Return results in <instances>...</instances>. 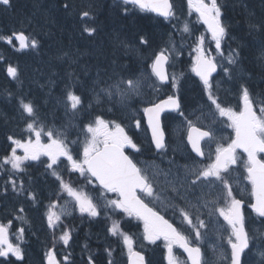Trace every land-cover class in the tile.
Instances as JSON below:
<instances>
[{"label":"snow or ice","instance_id":"6c2138e0","mask_svg":"<svg viewBox=\"0 0 264 264\" xmlns=\"http://www.w3.org/2000/svg\"><path fill=\"white\" fill-rule=\"evenodd\" d=\"M187 3L190 12L194 11L199 22L205 27L206 34L192 39L194 33L187 24L182 29L174 26L176 31L182 33L179 47L172 39L175 35L172 33L169 40L151 54L150 63L139 75L135 73L125 75L113 69L107 80H103L98 73L91 88L93 100L98 106L103 104L105 97L109 102L116 101L125 105L131 97L142 94L145 84L156 92L163 91L169 85L174 92L178 91V82L182 74L170 73L169 68L174 67L176 57L187 46L191 50V72L201 82L207 97L208 103L204 107L210 110L214 108V119L215 114H218L223 118L221 122L226 121V126L233 130L235 135L234 138H230V143L225 145L223 138L218 139L211 128L202 130L197 126L191 115L183 110L177 95H167V98H161L156 103L149 102V105L143 108V113L151 132V145L157 154L167 148L166 133L161 123V116L166 111L175 112L187 124V146L190 147L191 153H194V156L189 154L192 167L185 165L182 177L179 173L173 176L171 169L163 173L167 189H161L157 179L160 173L149 175L130 155L126 154L125 149L130 148L139 152L140 148L126 134L121 124L106 120L102 115H96L94 120L83 124L77 140L69 143L65 131L49 127L46 121L40 118L36 106L21 99V117L27 139L8 135L10 152H6L0 158V166H9L11 173L27 172V168L31 166L28 162L43 166L45 174L54 177L57 182L58 186L53 190L56 200L64 199L66 196L68 199L65 204L72 203L74 210L78 211L81 217L87 216L90 220L98 218L102 214L98 201L102 200L105 210L111 209L113 214H123L124 218L142 222L145 241L155 244L163 240L167 264H182L175 255L174 248H180L186 254V264H204L202 249L198 243H195L204 238L201 229L208 226L203 213L207 210L209 215L218 214L227 225L225 231L231 249L230 264H247L246 250L250 249L251 237L242 211L243 202L234 195L231 181L227 177L240 160L237 150L242 151L247 157L246 179L251 185L252 201L249 207L252 213L264 221V158H258V154L264 153V101L259 102L257 112L255 108L258 102L243 83L239 84L238 91L234 93L239 98L238 110H234L220 99L218 92L221 81H216L215 76L222 72L224 75L221 80L232 81L233 67L239 63L241 54L238 50L230 49L225 56L223 43L227 37V28L222 21V6L218 0H187ZM122 4L125 13L129 11L128 6H132V9L151 12L169 21L174 16L170 0H122ZM0 5L9 6L10 0H0ZM68 7L69 5L65 4V8ZM83 15L87 16L89 13L85 12ZM250 27L257 26L250 25ZM84 31L92 36L95 29L85 28ZM184 33L192 39L191 44L185 41ZM13 37L18 47L13 45ZM0 40L13 45L16 51L37 49L39 46L37 39L30 38L24 32L8 36L0 35ZM139 43L148 45L149 41L141 36ZM211 44H214L215 54L211 50ZM147 69H150L151 76L148 75ZM7 75L17 79V68L9 65ZM72 87L74 88L75 84ZM230 91L231 89L227 90L225 95ZM57 103L64 108L65 115L70 112L74 117L84 110L82 95L76 94L71 88H66L65 95ZM92 103L89 102V108L92 107ZM136 124L138 128L141 127V121H136ZM79 135L84 136V142L82 150L76 152L71 144L80 143ZM43 137H47V142H44ZM213 141L216 142L214 153L211 151ZM206 146L209 149L207 156ZM18 151L22 152V155L17 154ZM196 157L200 160H196ZM205 159L207 163L203 162ZM65 171L69 174L67 181L63 176ZM72 174H78L86 185L92 186L97 195L90 194L83 186L76 187L71 180ZM17 179L21 180L19 187L16 184ZM7 183L11 184V191L17 196H25L33 204L37 203L36 194L30 187H25L22 177L11 176ZM30 184L31 179H29ZM197 190L200 191V196L191 199L190 196H194ZM205 190H208L207 194ZM213 193L214 198H208L212 197ZM153 202L170 208L174 217H177L182 224H187L194 233L195 242L190 238V234L186 235L170 223L158 208L150 206ZM56 207L55 201L47 206L45 215L47 228L53 234L54 243L58 239L67 247L71 239L70 230L61 227V214L54 211ZM19 212H24V208L21 207ZM108 218L111 219V216ZM11 226V220L7 224L0 223V258H3L0 264H4V261L11 264L12 257L16 261L24 260V250L21 245L24 242L25 229L23 227L17 229L19 239L13 243L9 239ZM57 231L60 232L58 238ZM108 233L121 239L127 248L128 264H146L145 257L133 250L132 238L121 230L119 220H113ZM108 254L111 255V252L108 251ZM68 260L69 257L65 256V264H68ZM43 264H58L52 249L45 252ZM88 264H93L91 256ZM109 264L112 262L109 261Z\"/></svg>","mask_w":264,"mask_h":264},{"label":"rangeland","instance_id":"374dc122","mask_svg":"<svg viewBox=\"0 0 264 264\" xmlns=\"http://www.w3.org/2000/svg\"><path fill=\"white\" fill-rule=\"evenodd\" d=\"M13 1L17 11L11 10L10 13L2 15L3 19L0 18V33L5 32V34H8L12 31L22 30L30 38L37 39L39 43L42 42V52L37 53L31 48L21 52L16 51L14 47L13 50H0V53L3 55L0 54V59L3 60V57L8 59V66L11 65L18 70V78L10 80L6 75L7 65L4 66L2 60H0V141H8V135L27 139L21 117V99H23L25 103L32 102L38 109L40 118L46 121L49 127H55L65 131L68 138L69 133H72L74 128L80 130L82 125L77 121L75 116H71L70 112L68 115H65L64 108L57 103V101L65 95L62 92L66 91V88H70V84L63 85V83H65V81L70 82L74 80V78V81L79 83V92L76 94L82 95L84 106L88 107L89 102H93L91 108L88 107L87 110L84 108L82 111L85 116H88L92 109L98 106L95 104L93 93L91 92L93 81L96 79L98 73L103 80H107V77L112 74L113 69L117 72H123L125 75L134 73L129 68L131 63L126 65V57H133L136 59L137 57H144L152 54L155 48L167 42L171 35L168 29L151 23L152 34L150 33L151 38L149 39V41H151V46L142 49L138 45L136 37L143 35L140 32L148 30L146 26L143 25V23L147 24V21L136 18L127 20L125 19L127 13L124 11L120 12L117 7L106 5V13L102 20H100L99 17L97 19L95 18L96 13H89L84 19H81L83 14L80 11L83 9L79 11L73 8V10L64 9L62 11L60 10V5L65 6V4H68L71 8L74 4L87 1L90 2V4L86 5V7L96 6L95 8H97L100 7V4H98L96 0ZM221 1L225 6L228 0ZM232 5H245L247 6V10L245 12L241 11L240 23H237L238 26H235L234 30L235 34H232V36L234 35L233 41L238 43V45H232L231 42V48H246L247 51L248 41L243 40L245 35L242 31L244 28L252 25L250 23L251 21L255 19H264V0H233ZM254 6L263 8H261V11L255 13L253 10ZM186 8L188 12L182 7H178L175 12L176 17H183V26L185 24L188 26L190 25L189 21L184 18L186 15H184L185 11L187 14L193 12H190L188 3H186ZM258 15L260 16L256 17ZM68 16L72 17V21ZM173 18H175V14ZM85 28H94V34L89 36L87 32L84 31ZM145 33L144 35H147L148 32L146 31ZM250 34L252 35V33ZM255 35L257 36L254 40H250V49L248 50L249 53L247 52L246 65L249 67L250 73L254 71V69L258 71V75L255 77L254 74H252L255 73V71L249 74L250 87L256 92H262L264 89V58H260H262V53H264V23H259ZM147 37L149 36L147 35ZM235 39H237V41ZM177 41L181 44L180 37H177ZM1 43L2 41L0 40V45ZM185 49L186 46L184 50ZM12 53H14L15 56L10 58ZM255 60H258V64H256ZM240 74L241 73H239L238 76L239 84L244 81L243 75ZM182 89L183 87L181 86V92ZM142 97H144L143 94ZM196 99L198 100V98ZM188 102L192 105L195 104L194 101L189 100ZM101 106L110 114L118 113L125 119H132V124H135L140 117V110H135L132 107L130 99L125 105H121L116 101L109 102L105 97ZM197 110L200 111V117L204 119L205 114L203 109L198 107ZM55 121L60 122V125L54 126ZM139 136L142 140L145 139L143 131L141 130ZM43 140L47 142V137H43ZM178 145H181V142H179ZM72 148L74 149L73 146ZM17 154L22 155V152L18 151ZM42 159L46 158L42 157ZM165 162L167 163L166 165H170L169 160ZM169 169L172 171V168H158L151 173V175L157 172L160 173L157 179L159 181V187L162 189H167V185L164 183L165 176L163 173L167 172ZM174 171L175 174H172L173 176L178 173L175 167ZM65 173L66 171L63 173V176ZM46 178L52 179L50 175H46ZM64 179L66 181L68 180L67 175L64 176ZM45 188L48 187H43L40 191H44ZM47 190H50V188ZM88 192L94 196L97 195V193L92 190ZM39 194L43 195L42 193ZM200 194L199 191V196ZM46 196L48 197V194ZM98 203L100 204L101 210L104 211L103 201L99 200ZM45 215L46 213L44 212V219ZM89 232H92V237H96L97 240L105 239L110 235L108 229L99 224L96 219L90 220L88 233ZM60 250L62 253H65V250ZM120 250L123 255L128 251L122 241ZM27 257L33 261L39 260L38 257L31 254V252L27 254ZM41 258L44 259L43 256H41Z\"/></svg>","mask_w":264,"mask_h":264},{"label":"flooded vegetation","instance_id":"af4514ba","mask_svg":"<svg viewBox=\"0 0 264 264\" xmlns=\"http://www.w3.org/2000/svg\"><path fill=\"white\" fill-rule=\"evenodd\" d=\"M231 3V4H230ZM233 0L227 1V8H226V27L228 29V35L231 39V42L233 41L232 34L235 32V26H238L237 23H240L239 19L242 14L241 11L245 12L247 10V6H235L232 5ZM96 6H91V8H95ZM260 6L253 7L254 12L261 11ZM106 13V5L104 6V9L99 11V19L102 20L104 18V14ZM71 14V13H67ZM251 14V13H250ZM249 14V15H250ZM73 16V15H72ZM69 19L72 21V17L68 16ZM251 17V15H250ZM259 17V16H258ZM256 24L262 23V19H255ZM143 25L146 26L148 30L147 35L149 36L148 39L151 38L150 33L152 34V28L151 23L147 21L146 23H143ZM165 28V27H163ZM145 32H140L143 35L146 34ZM243 34L245 37H243V40L248 41V50L250 49V40H254V38L257 36L255 35L256 32L252 31L250 27L243 29ZM246 32V33H245ZM252 33V35L250 33ZM248 33V34H247ZM235 34V33H234ZM146 35V36H147ZM232 36V37H231ZM237 41V39H235ZM149 41V40H148ZM244 43V42H243ZM234 45H238V43L234 42ZM147 46H151V41H149V44ZM187 47L184 50L182 55L187 54ZM224 48H227L224 50ZM146 49V48H145ZM231 48L230 45H225L223 47L225 56L227 55L228 51ZM235 50H238L240 52V60L237 65L233 67V77L234 79L232 81H228L227 79L221 80L223 77V73L221 72L219 75L215 76L216 81H221L220 89H219V97L222 101H225L228 103L231 107H233L234 110H238V95H235L239 88V80L238 76L243 75V84H246L247 88L251 92L253 89L250 87V79H249V67L246 65V57L248 55V50L246 51V48L240 49L239 47H236ZM248 52V53H247ZM128 60V59H127ZM131 65H129V68L136 74V69L134 68V61L135 59L133 57L129 58ZM184 66L189 62L188 59H182L180 62L175 60L174 67L175 69H180L183 65ZM192 62V59L190 60ZM226 63V62H225ZM183 66V67H184ZM185 76L182 78L180 89L177 91V96L180 98L181 106L183 110L191 115V119L199 126L202 130H207L208 128H211L214 130L216 137L223 138V143L226 145L227 143H230V138H234V132L231 128H228L226 126L227 122L222 121L223 118H220L218 114H215V119L213 117V114L215 113V109L212 108L211 110L207 107H204L205 104L208 103L207 97L203 92L201 82L199 79L192 74V72H186V69L184 70ZM187 73L190 76H187ZM215 83V81H214ZM181 86L183 87L181 92ZM170 87V85H169ZM231 89L228 95H225V92L227 90ZM255 92L257 100V106L255 110L258 112L259 107L258 104L260 101H264V94L262 92ZM161 92V91H160ZM168 93H161L158 96H155L152 99V103L158 102L161 98H167ZM198 98V100L196 99ZM194 101L195 104H189L188 101ZM200 103V106H199ZM200 107L203 109L205 118L202 119L200 117V111L197 110V108ZM162 127L165 130L166 133V143L167 148L163 152L157 155H150L148 157H142L145 159H142L141 161L138 160V165L146 169L147 173L150 175V173L157 169V168H172V174H175L174 167L177 169L179 175L182 177L184 174V166L188 165V167H192V161L189 159V154L191 153V149L189 146H187V124H184V121L181 117H178L175 112L172 113H164L161 117ZM148 133V132H147ZM181 142V145H178V143ZM216 142H211V151L212 153L215 152ZM208 147H205V155L208 154ZM238 156L240 157V160L237 165L233 166V170L228 175V179L231 181L232 188L234 190V195L236 198L240 199L243 202L242 211L245 215V221L247 226V231L250 234L251 237V244L250 249L246 250L248 252V255L246 257L247 264H264V221H262L260 218H258L254 213H252L251 208L249 207L250 202L252 201L251 196V185L246 179L247 173H246V161L247 157L246 154H244L242 151L237 150ZM192 156H194V153H191ZM164 159L163 161L161 159ZM258 158H264V153L258 154ZM174 159V160H173ZM169 160L170 165H166L165 161ZM196 160H200L199 157H196ZM204 163H207L208 161L205 159L203 161ZM21 176V175H20ZM5 181H2V184L0 182V190L3 188L5 189ZM33 189V188H32ZM208 191V190H207ZM207 191H205V194H207ZM170 192V190H169ZM41 193V192H39ZM214 193L212 197L208 198H214ZM41 196V195H40ZM199 196V191L195 193L194 196H190L191 199H195V197ZM1 208L0 211L3 213H6L4 211L5 206L8 207V211L16 210L23 206L21 204L20 200H17L14 198V194L10 195L9 189L7 188V192L3 193V196L1 198ZM222 203V201H221ZM150 206L154 208H158L160 210V213L165 216L166 219L169 220L170 223H173L174 226L178 227L181 231H183L186 235L190 234V238L195 242L194 240V233H192V230L188 227L187 224H182L180 220L177 217L173 216L172 210L170 208L164 207L162 204H159L157 202H153ZM41 211L42 208L38 209L37 212H35L34 216H29L27 214L26 218H28L29 223L27 224L25 221H18L17 218L11 219L10 216L8 218L6 217L5 221H0V223L7 224L9 220L12 221V226L9 229V237H19L17 229L20 227H23L25 229V236H31V237H37V238H43L44 232L39 224V218L41 217ZM74 220H79L77 218V215L72 216ZM203 217L207 222V228L201 229V232L204 233V238L199 241L195 242L198 243L199 246L202 249V258L204 261V264H230V254L231 249L228 246L227 243V232L225 231L227 229L226 223L223 221L222 218L218 217V214L216 215H209L207 210H204ZM25 218V219H26ZM34 218V219H33ZM83 220H85V216L83 217ZM80 221V220H79ZM80 227V223L78 224ZM62 227V226H61ZM129 232L130 235L133 237V245L132 247L134 249L140 250V252L144 255L146 264H167L166 261V249L164 246L163 240L157 241L155 244L148 243L143 238V225L142 222L131 219V224L129 226ZM47 236V231H46ZM175 255L181 260L182 264H186L187 256L183 251H181L179 248L173 249ZM103 252V250H101ZM58 264H61L62 255L61 253H56ZM74 262L73 264H84L86 256H82L80 258L73 257ZM0 260H3V258H0ZM4 264H8V261H4ZM11 264H17V261L11 260ZM19 264H24L22 262H19ZM40 264H43V259ZM117 264H123L122 260H119Z\"/></svg>","mask_w":264,"mask_h":264},{"label":"bare ground","instance_id":"6f19581e","mask_svg":"<svg viewBox=\"0 0 264 264\" xmlns=\"http://www.w3.org/2000/svg\"><path fill=\"white\" fill-rule=\"evenodd\" d=\"M12 11H17V10H16V8L14 7V8L12 9ZM258 16H260V15H258ZM258 16H256V17H258ZM95 18L97 19L98 17L96 16ZM262 20H263L262 23H264V19H262ZM250 23H251L252 25H256L255 20L251 21ZM249 27H250V26H249ZM250 28H251V27H250ZM251 30L256 32V28H251ZM235 43H236V42H235ZM232 45H234V42H232ZM260 49H262V48H260ZM263 56H264V55H263ZM263 56H262V58H260V59H263V58H264ZM255 62H256V64H258V60H255ZM250 74H251V73H250ZM263 90H264V89H263ZM262 93H264V92L262 91ZM87 241H88V240L83 241V242H81V243H86ZM88 242H89L90 244L93 245L95 241L91 239V240H89Z\"/></svg>","mask_w":264,"mask_h":264},{"label":"trees","instance_id":"16d2710c","mask_svg":"<svg viewBox=\"0 0 264 264\" xmlns=\"http://www.w3.org/2000/svg\"><path fill=\"white\" fill-rule=\"evenodd\" d=\"M96 10H99V9H96ZM2 15H3V13H0V18L3 19V16H2ZM256 26L258 27L259 24L257 23ZM257 27H256V28H257ZM258 38H263V37H258ZM254 71H255V73H252V72H254ZM254 71H252L251 73L254 74V77H255L256 75H258V71H256L255 69H254ZM256 85H257V83H256ZM263 92H264V90H263Z\"/></svg>","mask_w":264,"mask_h":264},{"label":"water","instance_id":"95a60500","mask_svg":"<svg viewBox=\"0 0 264 264\" xmlns=\"http://www.w3.org/2000/svg\"><path fill=\"white\" fill-rule=\"evenodd\" d=\"M119 1H122V0H119Z\"/></svg>","mask_w":264,"mask_h":264}]
</instances>
